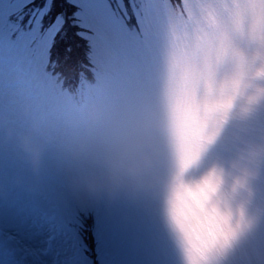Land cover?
Wrapping results in <instances>:
<instances>
[{
    "label": "clouds",
    "instance_id": "1",
    "mask_svg": "<svg viewBox=\"0 0 264 264\" xmlns=\"http://www.w3.org/2000/svg\"><path fill=\"white\" fill-rule=\"evenodd\" d=\"M74 103L94 133L64 160L75 202L141 222L162 264H264V0H161L141 114L111 124L103 94ZM8 137L15 181L38 177L55 138L40 120Z\"/></svg>",
    "mask_w": 264,
    "mask_h": 264
},
{
    "label": "rangeland",
    "instance_id": "2",
    "mask_svg": "<svg viewBox=\"0 0 264 264\" xmlns=\"http://www.w3.org/2000/svg\"><path fill=\"white\" fill-rule=\"evenodd\" d=\"M28 1L0 0V264H90L80 240V212L92 208L78 204L68 195L64 160L77 141L94 133L83 123L77 124L70 98L59 90L55 78L43 72L49 44L63 28L64 19L59 17L45 31L35 22L31 33L19 44L11 41L14 25L10 16ZM75 1L82 8V22L91 29L89 37L97 59L111 62L119 56L122 60V95L108 103L109 122L132 121L145 108L153 84L161 0H136L125 8L145 29L141 37L129 29L109 0ZM33 38L39 46L31 61ZM4 51L12 56L11 62L2 61ZM120 60L114 62L112 69L115 79L119 77ZM28 68L35 88L32 96L29 78L22 72ZM14 74H18L21 83L8 84ZM96 90L94 87L93 92ZM36 120L46 126L55 141L45 154L39 176L26 170L23 181L16 182L14 177L21 167L7 146L8 130H25ZM233 135L234 129L229 137ZM96 211L105 251L102 264H162L164 241L155 232L139 221Z\"/></svg>",
    "mask_w": 264,
    "mask_h": 264
},
{
    "label": "trees",
    "instance_id": "3",
    "mask_svg": "<svg viewBox=\"0 0 264 264\" xmlns=\"http://www.w3.org/2000/svg\"><path fill=\"white\" fill-rule=\"evenodd\" d=\"M72 37L70 35L67 36L64 40L60 42L59 49L57 50V55L59 59L66 63V67L70 70H73L76 65L77 57H79V53L77 50H74L71 46Z\"/></svg>",
    "mask_w": 264,
    "mask_h": 264
}]
</instances>
